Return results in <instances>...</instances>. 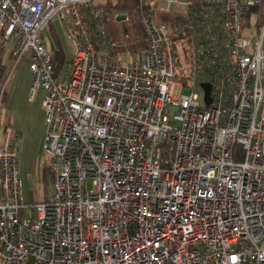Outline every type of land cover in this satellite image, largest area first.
I'll return each mask as SVG.
<instances>
[{
  "label": "built area",
  "instance_id": "1",
  "mask_svg": "<svg viewBox=\"0 0 264 264\" xmlns=\"http://www.w3.org/2000/svg\"><path fill=\"white\" fill-rule=\"evenodd\" d=\"M96 1L0 0V111L26 59L53 174L51 198L27 206L18 141L0 145V264H264V6L149 0L183 8L177 64L168 26L146 13L144 44L111 54ZM56 20L73 48L65 78L43 36Z\"/></svg>",
  "mask_w": 264,
  "mask_h": 264
},
{
  "label": "rangeland",
  "instance_id": "2",
  "mask_svg": "<svg viewBox=\"0 0 264 264\" xmlns=\"http://www.w3.org/2000/svg\"><path fill=\"white\" fill-rule=\"evenodd\" d=\"M172 9L178 13L183 10L177 5H172ZM51 24V30H54L58 38L59 47L65 51L66 55V61L59 74L63 78L64 72L69 70L73 48L66 39L64 30L66 23L56 20ZM51 34V31L43 33L47 43L50 41ZM129 59L130 56H126L122 58V61L126 64ZM182 67L184 68V65ZM31 86L32 76L25 59L15 68L6 84L5 105L0 111V145H4L9 138L18 141V171L23 183V201L27 206L48 201L51 198L53 182L49 160L43 150L46 124L40 107L41 88L38 86V94L29 100ZM177 93H179L178 88L175 89L174 94ZM31 214V209L25 211V215Z\"/></svg>",
  "mask_w": 264,
  "mask_h": 264
},
{
  "label": "trees",
  "instance_id": "3",
  "mask_svg": "<svg viewBox=\"0 0 264 264\" xmlns=\"http://www.w3.org/2000/svg\"><path fill=\"white\" fill-rule=\"evenodd\" d=\"M95 6L101 10L103 21H105L110 33L114 36L117 42L115 51H129L135 54L145 42V33L140 22L141 13H146L154 17L159 22H164L168 28L172 38V50L177 64H180L181 59L186 61V26L185 19L181 13H163L159 9H155L150 1L145 0H97ZM264 6V0H260V5ZM50 41L46 46L52 55V61L55 64L56 73L60 74L62 66L66 61L65 51L59 47V41L54 30H51ZM2 52V51H1ZM0 52V87L6 80L10 66L11 57L5 60ZM69 70L64 72V78L68 76ZM176 79H186V75L176 73ZM7 84V83H6ZM6 87V85H5ZM3 90L2 107L5 105L6 90ZM168 146L171 142H168Z\"/></svg>",
  "mask_w": 264,
  "mask_h": 264
},
{
  "label": "water",
  "instance_id": "4",
  "mask_svg": "<svg viewBox=\"0 0 264 264\" xmlns=\"http://www.w3.org/2000/svg\"><path fill=\"white\" fill-rule=\"evenodd\" d=\"M201 86L204 90V102L206 104L210 103V84L208 82H202Z\"/></svg>",
  "mask_w": 264,
  "mask_h": 264
},
{
  "label": "crops",
  "instance_id": "5",
  "mask_svg": "<svg viewBox=\"0 0 264 264\" xmlns=\"http://www.w3.org/2000/svg\"><path fill=\"white\" fill-rule=\"evenodd\" d=\"M1 53H2V58H3V56H5V58H3L5 60L7 58V55L5 54V52H1Z\"/></svg>",
  "mask_w": 264,
  "mask_h": 264
},
{
  "label": "clouds",
  "instance_id": "6",
  "mask_svg": "<svg viewBox=\"0 0 264 264\" xmlns=\"http://www.w3.org/2000/svg\"><path fill=\"white\" fill-rule=\"evenodd\" d=\"M8 82V81H7Z\"/></svg>",
  "mask_w": 264,
  "mask_h": 264
}]
</instances>
